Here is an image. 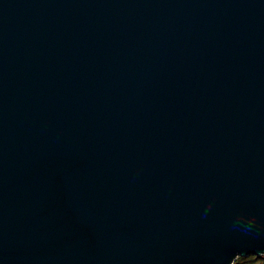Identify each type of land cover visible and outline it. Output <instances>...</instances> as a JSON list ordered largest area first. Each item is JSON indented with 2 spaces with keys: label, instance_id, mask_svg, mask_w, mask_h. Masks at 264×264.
Returning a JSON list of instances; mask_svg holds the SVG:
<instances>
[{
  "label": "water",
  "instance_id": "95a60500",
  "mask_svg": "<svg viewBox=\"0 0 264 264\" xmlns=\"http://www.w3.org/2000/svg\"><path fill=\"white\" fill-rule=\"evenodd\" d=\"M264 255V0H0V264Z\"/></svg>",
  "mask_w": 264,
  "mask_h": 264
},
{
  "label": "trees",
  "instance_id": "16d2710c",
  "mask_svg": "<svg viewBox=\"0 0 264 264\" xmlns=\"http://www.w3.org/2000/svg\"><path fill=\"white\" fill-rule=\"evenodd\" d=\"M233 264H264L263 256L248 255L243 257H238L234 260Z\"/></svg>",
  "mask_w": 264,
  "mask_h": 264
}]
</instances>
